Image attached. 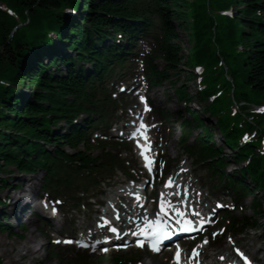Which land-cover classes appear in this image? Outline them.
Segmentation results:
<instances>
[{
  "label": "trees",
  "instance_id": "16d2710c",
  "mask_svg": "<svg viewBox=\"0 0 264 264\" xmlns=\"http://www.w3.org/2000/svg\"><path fill=\"white\" fill-rule=\"evenodd\" d=\"M155 1L167 42L179 38L176 22L187 34L192 52L182 66L205 64L209 70L222 58L235 85L236 98L245 103L264 101V0H210L219 9L236 4L231 18L210 16L207 0ZM1 5L13 9L18 20ZM67 8L78 9L80 14L69 16L64 12ZM131 21H136V0H0V174L10 167L19 174L44 171L45 185L60 191V187L68 190L75 184L74 177L78 180L80 173L85 177L86 172L90 175L101 167L97 165L98 159L88 153L86 132L95 126L92 113H96L97 122H104V109L112 107L103 80L106 69L126 51L115 46L112 33L129 29L132 36L136 35V24ZM19 23L22 25L17 27ZM50 33L56 34V41ZM106 36L113 47L104 46ZM236 45H241L243 52H237ZM181 61L179 46L171 44L163 71L151 70L152 80L169 81L168 74H177ZM59 65L65 69L64 74L51 71ZM207 81L211 87L205 95L215 90L212 72ZM169 82L180 99L187 98L185 86H178V76ZM19 85L26 88V94L19 90ZM224 86L228 91L231 84L224 81ZM98 91L103 99L96 96ZM225 98L229 102L227 95ZM222 105L225 102L218 99L212 106L213 112ZM82 113H87V118L82 124L73 125L72 118ZM191 116L205 125L197 114ZM62 122L66 123V129L60 127ZM218 127L225 131L228 121L219 122ZM239 132L234 125L230 137L234 139ZM203 145L200 152L205 157L218 156L213 146L206 142ZM251 151L246 148L241 153ZM261 162L262 159L254 158L247 170H241L244 177L249 174L248 184L234 178L231 182L247 190L253 186V191L248 190L250 193H264ZM215 163L223 167L220 157L215 158ZM11 186L8 178L0 176V191ZM257 206L260 205L255 202ZM0 231L11 234L12 228L0 221Z\"/></svg>",
  "mask_w": 264,
  "mask_h": 264
},
{
  "label": "rangeland",
  "instance_id": "374dc122",
  "mask_svg": "<svg viewBox=\"0 0 264 264\" xmlns=\"http://www.w3.org/2000/svg\"><path fill=\"white\" fill-rule=\"evenodd\" d=\"M179 40H175L174 43L178 44V46L181 49V57L183 58V61L185 60L186 57V53L189 51V42H188V38L186 36V34L180 29V27H177V24H174ZM107 44H110V42H107ZM135 50V54H136V47L134 48ZM183 64V62H182ZM128 71L131 74H135L136 73V66L134 63L132 64H128ZM157 66L159 68H162L164 66V64L162 63V61H158L157 62ZM87 67V66H86ZM135 67V68H134ZM89 68V67H87ZM51 71H55V73H61L64 74L65 69L63 68L62 65L59 66H54L51 68ZM187 72H192L191 69H187L182 67V71L180 72V79L181 81H183L184 85L187 87L189 94L191 97H193V85L194 82L192 81V79H188L187 76ZM24 87H22L23 89ZM27 91V90H26ZM154 91L155 95L154 98L158 100V106L157 109H163V111H165L167 113L168 116V124H172V126H170V132H167V129L164 130V135L165 137L168 139V145H172L171 147V151L169 150V152L171 154H173L174 152H178L182 146V134H180V129L178 127V124H180L182 122L183 119H190V117L188 116V112L185 111L183 109V105H181L180 103L176 102L175 96L173 95L171 89H170V85L164 83L162 85H158L157 87H154V89L152 90ZM201 102L198 99H192V101L190 102L189 106L192 110L197 111L199 115H202L203 117V107L200 104ZM162 111V110H161ZM119 113H121V111H119ZM15 117V116H13ZM113 118L115 119V114L113 115ZM203 118H206L209 123H211V126H214V119L211 117H208L206 115H204ZM60 127L62 129H65L66 126L64 123H61ZM97 134V132H93V135ZM108 134H110V137L108 138V146L106 149H101V148H92L91 149V154L94 157H102L105 155L106 152H110V153H114L116 154L119 150L121 151V147L119 146V140L115 139L113 136H111V134H115L114 130H113V126L110 127ZM95 137V136H94ZM194 134L191 135V140L192 138H194ZM189 140V144H192V141ZM117 143V144H115ZM0 144H2L0 142ZM226 154H229L230 152L228 150H225ZM124 156L126 155L125 153L123 154ZM230 161V160H228ZM126 166V164H125ZM127 168L128 166H126L124 169V171L127 172ZM196 168L200 169V174L201 176L204 177V182L208 185V186H217L221 183V178L218 175H211L210 171L208 170V167L206 166V164H202L200 166H197ZM237 167L235 166H228L226 168V172L229 174L232 172V170H235ZM120 176H123V171L119 170ZM0 176H3L5 178L10 179L9 180V184H11V187L14 186H18L21 189V186H24V189L28 190L29 186L36 182L37 184V188L36 191L37 192L39 190V187L43 185L44 183V177L45 174L44 172H38L36 174H30V175H21L19 174L14 168L10 167L7 168L4 174H0ZM113 176V174H112ZM27 192V191H26ZM100 192H102L100 190ZM214 194L218 195L222 192V186L219 185L218 188L214 187L213 190ZM14 194H18V192L16 190H14L13 188H9L8 190H5L3 193H1L0 198H5V196H8L11 198V196H13ZM109 194L106 192L105 194V199L106 197H108ZM231 196V194H230ZM258 200L260 201V203L262 204V207L264 208V198L260 197V195H257ZM36 204H38V202L35 201ZM242 205L245 208V211L240 214L239 212H236V215L239 219H252L255 218V215L253 213V209L251 207L252 205V196L246 198ZM62 212H65L67 210V207L64 206L63 208H61ZM85 211V209H84ZM3 217L0 215V221H3L2 223L4 225L7 226H11V223L9 221V218H6L5 220L2 219ZM24 221L26 222L24 224V226L26 227V232L29 229V225H32V227L30 228V231L32 232V235L34 236V245L38 244V243H43V246H47V241L46 239H44L41 236L40 233V229H39V224L36 223L35 221H31L32 217L30 215L29 212H24ZM71 216H64L61 217L56 223L55 222H51V232L53 234H56L55 232L61 231L64 232L65 230L68 231L70 227H68V225H66V223L71 219ZM2 219V220H1ZM78 221H72L71 227L75 228L78 225ZM26 232H20L17 228H13V231L11 232V234L9 233H2L0 232V259L2 260V262L4 264H70V262H72V259L74 258V252H67V251H63V250H59L58 252V256H54V257H50L49 253H47L45 248H42V246L39 248L40 250L37 252L35 257L32 256H24L23 258H20V256L17 254V252L21 253V248H20V244H22L25 239H26ZM17 235H22V239H18ZM238 239L240 240H244L242 241L243 244H250L251 246H254V241L255 242H259V244H257L258 247L261 248V252L262 255L264 256V220L260 219L259 222V227L254 230V231H247L243 234H241L240 236H237ZM2 239V240H1ZM12 245V246H11ZM6 250L7 254H4L3 251ZM23 253V252H22ZM23 254H21L22 256ZM124 257V256H123ZM129 255H126L123 260H128ZM140 261L141 262H145L150 264L152 260H150V258H146L145 255L140 254L139 256ZM88 261H91L93 264H118L115 263L113 261L112 257H105V258H98V257H90V259H86ZM154 262L156 264H165L164 261L162 259H154ZM126 264V263H124Z\"/></svg>",
  "mask_w": 264,
  "mask_h": 264
},
{
  "label": "snow or ice",
  "instance_id": "6c2138e0",
  "mask_svg": "<svg viewBox=\"0 0 264 264\" xmlns=\"http://www.w3.org/2000/svg\"><path fill=\"white\" fill-rule=\"evenodd\" d=\"M197 71H199V69H197ZM260 111H264V109H260ZM144 125L141 124L140 128L136 129V131L132 134L133 138H135L139 133L141 128H143ZM145 140H147V137H144ZM138 147L141 148L140 151V155L144 160V166L148 168L149 171L152 170V160L150 159V156L148 155V153L151 150V146L150 143L147 145V147L141 146L138 142L137 144ZM172 181L171 178H169V181L167 182L166 186H171ZM55 209H53V212L55 213ZM160 211L161 213L165 212V206L164 203L161 202L160 204ZM177 215H182L181 213L177 212ZM177 223H180V221H177ZM189 223L188 221H184L183 222V226L181 227V231L187 232L190 230L189 228ZM148 229L151 230L150 235H151V239L149 241L148 246L151 248L152 251H159V246L160 243L163 239L168 237V232L166 231L165 227L161 225L159 218H157L156 221L154 222H150L148 224ZM111 231L115 232L116 229L112 228L110 229ZM133 235H135V233H133ZM141 235H148V230H141ZM59 242V241H58ZM69 243H71V241H67ZM78 244L79 247H85V248H90V250L92 251H96V247L95 245H88L83 243L82 241H77L76 242ZM137 246H141L143 247L145 241L144 240H137ZM100 251H107V249H99ZM242 255V254H241ZM177 264H179V250L177 251ZM246 260V258H245ZM247 264V261H246Z\"/></svg>",
  "mask_w": 264,
  "mask_h": 264
},
{
  "label": "bare ground",
  "instance_id": "6f19581e",
  "mask_svg": "<svg viewBox=\"0 0 264 264\" xmlns=\"http://www.w3.org/2000/svg\"><path fill=\"white\" fill-rule=\"evenodd\" d=\"M36 188H37V184L36 182L32 183L30 186H29V189L26 190L24 189L22 192L18 193V194H14L13 196H11V203H10V206L13 208L16 209V207L19 205L22 206L23 203H25V197L27 195V192L28 194H35V191H36ZM27 191V192H26ZM25 205V204H24ZM25 207L22 209V213H21V216L24 217V212H26L28 209H30V207L26 208V210H24ZM32 227V225H29V229L28 231L26 232V239L25 241L20 244V248H21V253L17 252V254L20 256V258H23L24 256H32V257H35L37 252L40 250L39 248L41 246H43V243H38L36 245H34V236L32 235V232L30 231V228ZM2 240V239H1ZM12 246V245H11ZM244 248L246 249H253L251 246L248 247V244H244L243 245ZM23 252V253H22ZM260 248H258L257 250L254 251V255L255 254H260ZM4 254H7V251L4 250L3 251ZM21 254H23L21 256ZM153 261V260H152ZM150 264H156L153 262H151Z\"/></svg>",
  "mask_w": 264,
  "mask_h": 264
}]
</instances>
